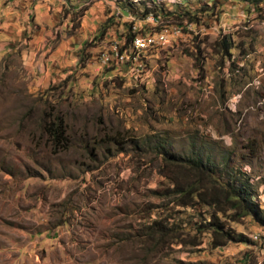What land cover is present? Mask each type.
<instances>
[{"label":"rangeland","instance_id":"1","mask_svg":"<svg viewBox=\"0 0 264 264\" xmlns=\"http://www.w3.org/2000/svg\"><path fill=\"white\" fill-rule=\"evenodd\" d=\"M77 1L56 12L49 4L37 23L17 13L39 30L23 31L13 48L4 41L14 35L0 33V264H264V223L217 212L250 242L212 247V209L179 204L158 152L228 157L264 219V1L181 0L196 22L183 19L175 35V21L163 19L167 43L148 52L138 77L99 64V52L122 41L126 14L114 0ZM4 8L0 0V29ZM224 34L232 46L222 57L213 46ZM42 36L77 45L67 73L47 82L25 60L29 40ZM56 116L64 132L53 143L44 125Z\"/></svg>","mask_w":264,"mask_h":264},{"label":"trees","instance_id":"2","mask_svg":"<svg viewBox=\"0 0 264 264\" xmlns=\"http://www.w3.org/2000/svg\"><path fill=\"white\" fill-rule=\"evenodd\" d=\"M146 1L150 2V6L146 5ZM182 1H174L175 3L173 4L178 6L173 10H170L167 6L165 8L163 5L165 2L163 0H114V3L121 14L131 13L137 19H143L146 15L152 14L153 16L160 15L162 19L170 18L172 21H175L174 23L179 25L183 19H186L189 23L196 22L195 13L190 14L182 9L181 5L185 2ZM216 1L212 0V4ZM239 1L257 7L264 0ZM136 3L141 4L142 9L140 11L135 6ZM102 32L103 30L100 31V35ZM134 34L135 32L132 31L131 22L128 21L122 39L128 42ZM231 46L229 36L224 34L222 38L215 40L213 47L223 57L229 54L228 51ZM55 119L56 121H48L44 125V129L53 140V143H57L64 132L61 117L56 116ZM160 148L158 152L161 154L163 161L159 166V171L164 177L169 179L173 191L178 196L177 200L179 204H191L195 200L212 209L209 221L204 225L210 231L211 246H221L228 241L248 242L241 233L235 234L229 228H224V222L216 216L217 212L222 214L229 211L228 218L230 220H237L249 215L264 223L261 215L262 209L257 202L252 200L251 193L247 189V181H241L238 177H233L228 173L227 162L229 158L225 157V159H222L224 163L219 164L209 156L203 159L199 152H194L191 156H182L179 153H171L165 150L161 145ZM168 158H172L174 162L185 164L182 167L185 168V172H173L169 168L170 161H167ZM165 170L169 173H164ZM222 174L224 175V180L220 179Z\"/></svg>","mask_w":264,"mask_h":264},{"label":"crops","instance_id":"3","mask_svg":"<svg viewBox=\"0 0 264 264\" xmlns=\"http://www.w3.org/2000/svg\"><path fill=\"white\" fill-rule=\"evenodd\" d=\"M77 2L79 1L74 0L73 2H66L64 0H45L44 2H36L34 0H3L5 7L4 11L6 12H4L6 23H4L3 29H0V33L5 34L8 32L14 35L10 37L9 34H6L9 36L8 39L4 41L5 45H7L9 49L13 48L14 41L20 39V35L23 31L27 33H36V31L39 30L36 26H30L28 24L23 25L24 22L19 24L17 13L21 15V19H27L29 16L37 23L38 21H36V19L38 15L45 13V9H48L49 4H51L52 11L54 10L56 12L61 6H64L66 9L70 7L75 8L74 6ZM14 19L15 22H12ZM41 32L45 35L50 33L46 31V29H42ZM27 48L25 60L29 70L32 72H39L41 81L47 82L51 74L58 73L63 76V74L67 73L77 45H72L70 43L65 45L60 43L58 46L52 47V45L46 44V40L44 41V37L42 36L31 38Z\"/></svg>","mask_w":264,"mask_h":264},{"label":"built area","instance_id":"4","mask_svg":"<svg viewBox=\"0 0 264 264\" xmlns=\"http://www.w3.org/2000/svg\"><path fill=\"white\" fill-rule=\"evenodd\" d=\"M88 2H90V0L83 1L84 4H87ZM125 16L131 22V28L135 34L128 42H125L122 39L120 43H111L108 45L107 49L101 50L98 54L99 64L101 66L121 68L125 73L138 77L145 70L148 52L153 50L157 51L160 47L166 44L170 31L168 30V27L163 24L164 20L160 15L153 16L152 14H148L142 19V21L144 19L152 20L154 24L159 25L160 29L155 31L150 29L146 31L143 27H137L134 22L137 18H134V15L131 13H127ZM168 24H171V32L175 35L181 32V25L177 23Z\"/></svg>","mask_w":264,"mask_h":264}]
</instances>
